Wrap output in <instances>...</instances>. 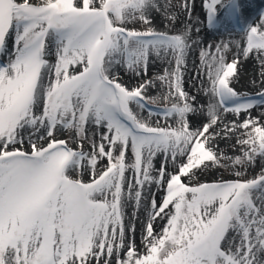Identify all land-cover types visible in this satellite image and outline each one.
<instances>
[{"label":"snow or ice","instance_id":"obj_1","mask_svg":"<svg viewBox=\"0 0 264 264\" xmlns=\"http://www.w3.org/2000/svg\"><path fill=\"white\" fill-rule=\"evenodd\" d=\"M221 10L239 40H209ZM246 10L0 0V264H264V8Z\"/></svg>","mask_w":264,"mask_h":264},{"label":"rangeland","instance_id":"obj_2","mask_svg":"<svg viewBox=\"0 0 264 264\" xmlns=\"http://www.w3.org/2000/svg\"><path fill=\"white\" fill-rule=\"evenodd\" d=\"M246 1H250V0H244V3H246ZM197 3H199V0H197ZM257 7H258V3H257L256 6L253 7V9H257ZM218 15H219L220 18L223 19L224 27L219 29V30H217V31H213V32L209 33L208 34L209 35V40L210 41L214 40L216 42L220 41L221 39L228 40L230 38L229 37V32L234 34L231 38H234V39L238 40V38H236L237 36H239L238 34H236L238 25L235 24L233 21L225 18L223 10H221ZM254 17H255L256 20H258L257 11H256V14L254 15ZM251 68H252V64L250 63L249 64V70L250 71H251ZM255 68H256V74L258 76V74H259V62L258 61L255 62ZM150 74H151V70H150ZM250 87H251V84H250ZM255 114L256 113L254 112L253 115H255ZM156 198H157V200L160 199V195H159L158 191H157ZM137 239H139V233H137Z\"/></svg>","mask_w":264,"mask_h":264},{"label":"bare ground","instance_id":"obj_3","mask_svg":"<svg viewBox=\"0 0 264 264\" xmlns=\"http://www.w3.org/2000/svg\"><path fill=\"white\" fill-rule=\"evenodd\" d=\"M257 3H258L257 9H253V7L256 6ZM245 4H246V9L248 10V11L246 10L245 16L248 18V20L251 23H253V24L256 23V19H253V17L256 14V11L258 9L264 8V0H250V1H246ZM236 38H238V40L240 39L239 36H237Z\"/></svg>","mask_w":264,"mask_h":264}]
</instances>
